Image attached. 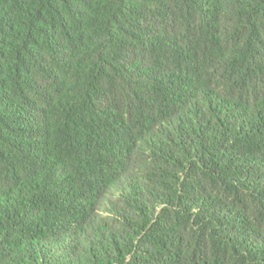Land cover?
Returning a JSON list of instances; mask_svg holds the SVG:
<instances>
[{"label": "trees", "instance_id": "16d2710c", "mask_svg": "<svg viewBox=\"0 0 264 264\" xmlns=\"http://www.w3.org/2000/svg\"><path fill=\"white\" fill-rule=\"evenodd\" d=\"M0 264H264V0H0Z\"/></svg>", "mask_w": 264, "mask_h": 264}]
</instances>
